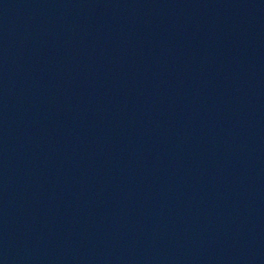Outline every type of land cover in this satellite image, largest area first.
<instances>
[{"label":"water","instance_id":"95a60500","mask_svg":"<svg viewBox=\"0 0 264 264\" xmlns=\"http://www.w3.org/2000/svg\"><path fill=\"white\" fill-rule=\"evenodd\" d=\"M0 264H264V0H0Z\"/></svg>","mask_w":264,"mask_h":264}]
</instances>
